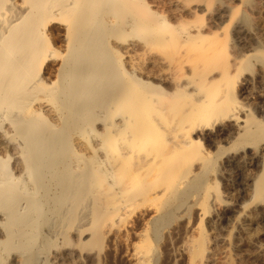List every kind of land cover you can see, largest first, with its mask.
Returning <instances> with one entry per match:
<instances>
[{
	"label": "bare ground",
	"instance_id": "6f19581e",
	"mask_svg": "<svg viewBox=\"0 0 264 264\" xmlns=\"http://www.w3.org/2000/svg\"><path fill=\"white\" fill-rule=\"evenodd\" d=\"M261 214L264 0H0V264L263 257Z\"/></svg>",
	"mask_w": 264,
	"mask_h": 264
},
{
	"label": "rangeland",
	"instance_id": "374dc122",
	"mask_svg": "<svg viewBox=\"0 0 264 264\" xmlns=\"http://www.w3.org/2000/svg\"><path fill=\"white\" fill-rule=\"evenodd\" d=\"M243 97L247 98V96L245 97V95H243L241 97V99ZM247 100L248 99H243V101H246V102H247ZM250 169H253V168L251 167ZM241 171L243 172V171H245V169L243 167L240 169L239 168H229L228 169V176L222 183L223 190L226 189L227 191H230L235 196H238V194L240 192L239 190H242V188H243L242 181L240 180L241 177H240V175H238V173H240ZM231 187H234V189H231ZM260 220H262V224L260 226V229H262L261 232H263V234L261 236V242L259 243V245H263V247H264V241H263L264 240V214L260 215ZM247 244L248 243L241 244L242 247L240 246L239 248H237V249L235 248L232 250L227 248V247H221L220 251L217 253L218 257L216 256L217 258L215 260L216 261L215 264H226L229 262L228 260H231L230 264H264V256L263 257H256L254 255L256 252V249L250 247ZM249 247L252 248L253 250L250 249ZM230 257H231V259H229Z\"/></svg>",
	"mask_w": 264,
	"mask_h": 264
}]
</instances>
